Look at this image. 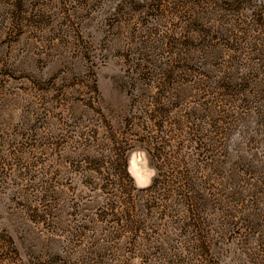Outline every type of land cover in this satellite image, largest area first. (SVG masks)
<instances>
[{"label":"rangeland","instance_id":"rangeland-1","mask_svg":"<svg viewBox=\"0 0 264 264\" xmlns=\"http://www.w3.org/2000/svg\"><path fill=\"white\" fill-rule=\"evenodd\" d=\"M0 264H264V0H0Z\"/></svg>","mask_w":264,"mask_h":264}]
</instances>
